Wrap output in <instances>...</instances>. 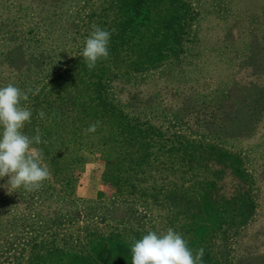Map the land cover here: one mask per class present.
Returning <instances> with one entry per match:
<instances>
[{
  "label": "rangeland",
  "instance_id": "374dc122",
  "mask_svg": "<svg viewBox=\"0 0 264 264\" xmlns=\"http://www.w3.org/2000/svg\"><path fill=\"white\" fill-rule=\"evenodd\" d=\"M134 1L0 0V14H21L24 20L28 14H50L43 21L39 19L38 31L27 37L25 43L52 50L56 57L53 56L50 68L53 66L55 73L50 74L54 76L60 69L58 59L72 56L82 46L84 37L90 36L93 25L111 32L115 15L122 14L119 5ZM141 1L148 14H167V0ZM180 1L192 15L181 51L163 58L154 69L129 72L118 78L124 90L134 88L139 92V103L132 105V114L129 111L126 114L167 136H179L193 143L220 144L237 136V129L249 112L251 95L256 91L259 96L264 95V61L256 56L264 49V0ZM159 2L162 13L158 11ZM129 14L137 13L130 10ZM119 41L109 42L108 49L118 46ZM17 54L13 51L8 58ZM238 57L243 58L241 65ZM50 68L44 72L45 78ZM42 77L37 75L23 85L26 90L39 89L47 84ZM113 85H117L115 81ZM45 91H49L48 87ZM201 108L204 112L199 113ZM187 120L191 124L202 120L217 123L212 127L205 122L203 130L195 131ZM94 135L92 152L77 154L81 161L72 168L66 188L51 178L33 192L21 188L31 196V207L27 210H22L15 200L1 201L0 264H56L51 257L61 253L83 264L87 258L92 260L97 251V247L94 251L89 248L94 235L113 239L117 236L116 241L129 243L134 238L130 230L136 228L158 235L172 228L183 237L181 221L164 210L149 204L145 209L138 200L125 195L115 197L107 181L108 170L116 161L113 133L99 127ZM238 141L240 137L234 143ZM241 151L256 202L255 214L245 230L223 226L201 248L224 263L264 264V168L255 170L253 163L259 157L256 149L244 151L241 146ZM170 164L168 178L182 181L184 170H177L173 159ZM188 174L184 175V187L192 188L189 192L198 191L201 177ZM228 181L218 183L221 190L226 185L230 187ZM108 248L113 250L114 246ZM72 258L69 260L73 264Z\"/></svg>",
  "mask_w": 264,
  "mask_h": 264
},
{
  "label": "trees",
  "instance_id": "16d2710c",
  "mask_svg": "<svg viewBox=\"0 0 264 264\" xmlns=\"http://www.w3.org/2000/svg\"><path fill=\"white\" fill-rule=\"evenodd\" d=\"M157 5L162 13L161 2ZM119 8L122 14L115 15L109 42L120 41L118 46L109 48V58L98 61L96 67L89 70L81 55L87 39L84 37L82 46L72 56L57 58L60 69L54 76L50 74L53 56L56 57L52 50L25 43L27 37L38 31L39 19L43 18V21L50 14H28L26 20L21 14H0V87L12 83L26 91L24 82L37 75L47 81L38 94L29 92L28 100L21 101L22 107L32 111L31 122L25 123L22 132L31 138L36 135L37 128L40 130L41 140L47 143H33L30 148L42 152L41 164L49 169V178L63 188L70 183L72 168L81 161L77 154L92 152L95 132H86V129L98 121L97 128L112 132L116 161L108 170L107 181L113 187L115 197L125 195L138 200L145 209L149 204V207L164 210L181 221L183 238L195 255L205 240L223 226L245 230L252 221L256 202L251 194L249 175L243 167L241 146L244 151L256 149L259 157L253 163L255 170L264 168V95L259 96L257 91L251 95L249 112L238 127L237 136L220 144L193 143L179 136H167L153 126L139 122L136 117L126 114V111L132 114V105L139 103V92L134 88L124 90L118 78L129 72L154 69L163 58L176 56L183 47L192 15L187 13V5L180 0H167V14H148L141 0L120 4ZM130 10L137 14H129ZM142 12L145 14H140ZM67 17L69 19L70 15ZM13 51L18 53L17 56L8 58ZM256 56L264 61V49ZM242 57H238V65L242 64ZM49 68L45 78L44 72ZM114 81L117 85H113ZM262 83L264 86V80ZM41 110L45 113L44 119L37 115ZM205 122L209 123L207 126L217 123L202 120L191 124L187 120L195 131L203 130ZM238 137L240 141L234 143ZM172 159L177 170H184L182 181L168 178L167 167H171ZM186 173L189 177L199 174L202 186L198 191L189 192L192 188L184 187ZM168 179L173 182H167ZM226 179L230 187L226 185L221 190L218 183H224ZM7 182V176L0 179V206L3 199H11L22 210L29 209L31 196L23 189L10 192ZM147 233L139 228L130 230L134 238L129 243L116 241L117 236L113 239L94 235L89 248L94 251L97 247V251L92 260L87 258L83 264H103L105 261L127 264L131 260L133 240H139ZM108 245H113L114 249L110 250ZM70 258L66 253L51 257L56 264H72ZM72 259L75 260L73 264H81ZM226 263L229 261L221 262L204 251L203 264Z\"/></svg>",
  "mask_w": 264,
  "mask_h": 264
},
{
  "label": "clouds",
  "instance_id": "9594fccd",
  "mask_svg": "<svg viewBox=\"0 0 264 264\" xmlns=\"http://www.w3.org/2000/svg\"><path fill=\"white\" fill-rule=\"evenodd\" d=\"M92 29L81 53L89 70H93L98 61L109 58L111 38L108 30L96 25ZM29 92L36 95L39 89L22 91L12 83L0 87V179L8 177L10 192L21 188L27 192L36 191L51 175L41 164L42 152L30 148L33 143H47L41 140L40 130L37 128L36 135L31 138L22 132L32 117L30 109L21 107V101L28 100ZM37 115L40 119L45 118L42 110ZM98 124L97 121L90 125L86 132H95ZM131 253V264H203L204 249H198L194 255L185 239L168 228L165 234L149 231L141 239L133 240Z\"/></svg>",
  "mask_w": 264,
  "mask_h": 264
}]
</instances>
